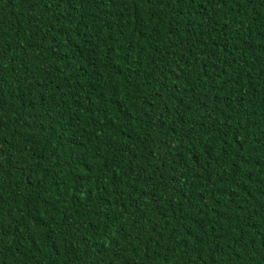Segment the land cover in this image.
<instances>
[{
  "label": "trees",
  "instance_id": "1",
  "mask_svg": "<svg viewBox=\"0 0 264 264\" xmlns=\"http://www.w3.org/2000/svg\"><path fill=\"white\" fill-rule=\"evenodd\" d=\"M0 264H264V0H0Z\"/></svg>",
  "mask_w": 264,
  "mask_h": 264
}]
</instances>
